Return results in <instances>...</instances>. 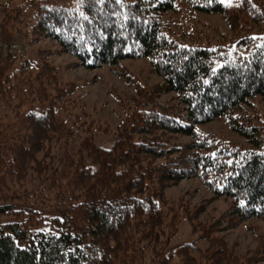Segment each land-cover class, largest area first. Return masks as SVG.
Returning <instances> with one entry per match:
<instances>
[{
	"label": "trees",
	"instance_id": "1",
	"mask_svg": "<svg viewBox=\"0 0 264 264\" xmlns=\"http://www.w3.org/2000/svg\"><path fill=\"white\" fill-rule=\"evenodd\" d=\"M73 1L28 0L0 20V212L15 215L0 226V264L262 261L264 233L245 257L208 234L264 221V120L246 109L264 96V43L241 51L264 26V0ZM200 13L220 14L231 37L220 30V38L209 36ZM44 38L90 69L147 57L163 78L139 87L147 109L119 123L112 147L97 145L93 122L73 113L54 65L30 56L15 71L20 50ZM168 93L177 105L158 104ZM221 118L248 146L200 129ZM178 135L191 139L180 142ZM30 175L52 192L54 204L48 193L45 202L54 216L12 202ZM188 178L230 207L220 227H198L206 248L194 240L171 254L183 213L166 191ZM182 211L191 212L186 205Z\"/></svg>",
	"mask_w": 264,
	"mask_h": 264
},
{
	"label": "rangeland",
	"instance_id": "2",
	"mask_svg": "<svg viewBox=\"0 0 264 264\" xmlns=\"http://www.w3.org/2000/svg\"><path fill=\"white\" fill-rule=\"evenodd\" d=\"M26 1L28 0H0V20L2 21L1 18L11 6ZM44 1L48 3H68L67 6L74 5L73 0ZM199 16L202 22L206 24V33L209 36L220 38L218 33L220 30L226 36L230 35L231 37V29L220 14L200 13ZM253 36L254 43L248 48H241V51L249 52L254 44L262 45L264 43V26L256 28ZM33 49L36 50L34 51L35 54L32 52ZM40 50H43V53H39ZM20 54L21 56L14 65L15 71H18L22 63L30 56H36L41 62L46 60L55 66L59 84L66 90L67 97L71 99L69 105L72 107L73 113L93 122L95 126L94 141L97 145L105 148L112 147L116 130L123 119L128 118L136 110L147 109L146 105L143 104L145 97L139 94V87L143 86L149 89L163 81V78L153 71L151 61L147 57L124 59L114 66L90 69L81 65L77 57L65 53L59 43L49 38L39 40L33 48L27 46L25 50L21 49ZM174 97L175 93L162 94L158 96L157 101L158 104L162 105L172 106L175 103L177 105V100L173 99ZM250 101L251 104H247L246 109L252 114H259L264 120V96H255ZM156 108H160V106L157 105ZM200 129L244 144V147L248 146L244 138L232 129L227 118L202 124ZM190 139L188 136H177V140L180 142H186ZM32 177L30 175L26 182L22 183L24 187L20 189L18 197L12 202L15 203L17 209L25 205H33L44 215L54 216V208L48 206L45 202L47 199L45 193H48L50 203L54 204L50 197L52 192L46 190L45 181L36 180L35 175L34 179ZM25 188L26 190H23ZM166 193L169 200L176 205L175 209H179L183 213L179 230L176 236L171 239L167 252L176 254L184 244L194 240L202 248H206L209 241L200 238L201 231L199 228L209 224L211 226L212 223L215 226L217 222H222V219L226 218L228 213L230 200L224 197H216L214 192L196 178L183 179L177 183H172L167 188ZM18 200L20 204L16 203ZM5 203L0 202V205ZM184 205L188 206L191 212H183L182 206ZM14 219V214L0 212V226ZM220 225L221 223L217 224V227H220ZM259 233H264V221L250 219L238 226L215 229L210 232V235L208 234V237H223L225 244L230 247L229 249L245 257L252 256L260 244ZM194 254L198 255L197 252ZM254 264H264V259Z\"/></svg>",
	"mask_w": 264,
	"mask_h": 264
}]
</instances>
